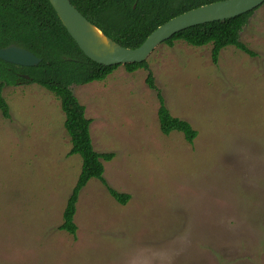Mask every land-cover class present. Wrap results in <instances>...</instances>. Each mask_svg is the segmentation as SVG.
Wrapping results in <instances>:
<instances>
[{
    "label": "rangeland",
    "instance_id": "374dc122",
    "mask_svg": "<svg viewBox=\"0 0 264 264\" xmlns=\"http://www.w3.org/2000/svg\"><path fill=\"white\" fill-rule=\"evenodd\" d=\"M239 42L211 62V47L160 45L148 72L173 117L197 132L161 134L147 73L123 67L72 85L91 120L103 177L125 205L90 180L75 238L57 231L81 159L69 156L58 100L38 85L5 88L0 113V264H264V4Z\"/></svg>",
    "mask_w": 264,
    "mask_h": 264
},
{
    "label": "trees",
    "instance_id": "16d2710c",
    "mask_svg": "<svg viewBox=\"0 0 264 264\" xmlns=\"http://www.w3.org/2000/svg\"><path fill=\"white\" fill-rule=\"evenodd\" d=\"M69 1L108 38L125 48L136 49L153 31L169 20L190 10L224 0ZM255 11L222 22L191 27L175 34L164 45L172 47L174 43L182 42L193 48L210 46L211 62L214 65L218 62L220 52L228 47H234L253 57L254 53L239 42V37ZM10 45L31 52L41 62L35 67H21L0 60L1 116L10 119V108L2 94L5 88L34 83L58 100L64 115L63 128L71 145L68 155L79 156L81 168L57 231L75 238L76 205L81 191L90 180L100 182L109 196L120 205H125L130 195L115 191L104 179L103 162L112 161L115 154H98L94 151L90 137L91 120L86 118L85 108L74 96L71 86L103 82L119 67H123L128 73L139 70L148 72L147 61L111 67L90 61L67 34L48 0H0V48ZM145 82L149 89L157 92V119L161 134L168 136L178 133L183 135L188 144H192L197 132L187 121L170 114L150 72L147 73Z\"/></svg>",
    "mask_w": 264,
    "mask_h": 264
},
{
    "label": "water",
    "instance_id": "95a60500",
    "mask_svg": "<svg viewBox=\"0 0 264 264\" xmlns=\"http://www.w3.org/2000/svg\"><path fill=\"white\" fill-rule=\"evenodd\" d=\"M62 26L80 51L92 62L105 67L147 61L150 55L175 34L194 26L222 22L255 11L264 0H224L183 13L153 31L136 49L121 46L91 24L69 0H48ZM0 60L21 67H35L41 59L10 45L0 48ZM28 79L27 76H23Z\"/></svg>",
    "mask_w": 264,
    "mask_h": 264
},
{
    "label": "crops",
    "instance_id": "0c3cea01",
    "mask_svg": "<svg viewBox=\"0 0 264 264\" xmlns=\"http://www.w3.org/2000/svg\"><path fill=\"white\" fill-rule=\"evenodd\" d=\"M78 203V202H77Z\"/></svg>",
    "mask_w": 264,
    "mask_h": 264
},
{
    "label": "flooded vegetation",
    "instance_id": "af4514ba",
    "mask_svg": "<svg viewBox=\"0 0 264 264\" xmlns=\"http://www.w3.org/2000/svg\"><path fill=\"white\" fill-rule=\"evenodd\" d=\"M27 80V79H26Z\"/></svg>",
    "mask_w": 264,
    "mask_h": 264
}]
</instances>
